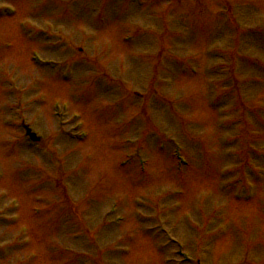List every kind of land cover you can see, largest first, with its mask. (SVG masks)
<instances>
[{"label":"rangeland","instance_id":"obj_1","mask_svg":"<svg viewBox=\"0 0 264 264\" xmlns=\"http://www.w3.org/2000/svg\"><path fill=\"white\" fill-rule=\"evenodd\" d=\"M166 227L264 264V0H0V264H171Z\"/></svg>","mask_w":264,"mask_h":264},{"label":"bare ground","instance_id":"obj_2","mask_svg":"<svg viewBox=\"0 0 264 264\" xmlns=\"http://www.w3.org/2000/svg\"><path fill=\"white\" fill-rule=\"evenodd\" d=\"M16 14V12H14V15ZM144 168H145V166H144Z\"/></svg>","mask_w":264,"mask_h":264}]
</instances>
